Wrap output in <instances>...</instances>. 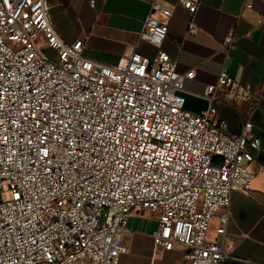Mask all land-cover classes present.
<instances>
[{
    "label": "built area",
    "instance_id": "obj_1",
    "mask_svg": "<svg viewBox=\"0 0 264 264\" xmlns=\"http://www.w3.org/2000/svg\"><path fill=\"white\" fill-rule=\"evenodd\" d=\"M201 2L178 0L189 35ZM172 14L151 2L139 37L155 57L107 65L59 35L47 0H0V264H120L140 210L158 221L154 258L176 248L186 250L176 264L228 258L231 195L249 194L264 163L252 121L232 132L216 104L243 117L258 97L222 71L203 95L208 107L187 110L195 70L180 73L161 49Z\"/></svg>",
    "mask_w": 264,
    "mask_h": 264
},
{
    "label": "crops",
    "instance_id": "obj_2",
    "mask_svg": "<svg viewBox=\"0 0 264 264\" xmlns=\"http://www.w3.org/2000/svg\"><path fill=\"white\" fill-rule=\"evenodd\" d=\"M47 1L59 35L68 43L82 40L84 54L91 60L117 65L134 52L149 58L158 52L139 37L154 0ZM163 1L173 8V14L161 49L177 61L180 73L195 70V77L185 80V108L196 114L204 111L208 107L203 97L206 88L217 83L222 71L250 85L258 102L256 107L245 105L243 117L223 104H216V109L232 132L241 131L244 118L252 121L253 134L261 142L255 154L264 163V0H202L194 16L195 35L188 34L191 16L178 0ZM230 35L234 40L227 47L225 40ZM220 216L218 212L212 218L208 241L218 238ZM128 227L133 235L122 245L120 264H176L184 259L183 248L154 258L153 233L158 221L150 211L134 212ZM226 244L229 256L222 264H264V171L255 176L249 194L232 193Z\"/></svg>",
    "mask_w": 264,
    "mask_h": 264
}]
</instances>
